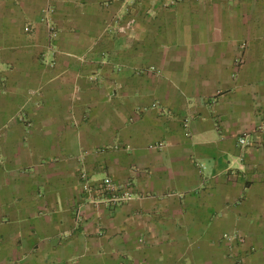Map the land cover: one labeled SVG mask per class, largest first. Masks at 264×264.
<instances>
[{
	"label": "crops",
	"instance_id": "0c3cea01",
	"mask_svg": "<svg viewBox=\"0 0 264 264\" xmlns=\"http://www.w3.org/2000/svg\"><path fill=\"white\" fill-rule=\"evenodd\" d=\"M0 264H264V0H0Z\"/></svg>",
	"mask_w": 264,
	"mask_h": 264
},
{
	"label": "built area",
	"instance_id": "2783aa9c",
	"mask_svg": "<svg viewBox=\"0 0 264 264\" xmlns=\"http://www.w3.org/2000/svg\"><path fill=\"white\" fill-rule=\"evenodd\" d=\"M251 142V136L248 134H243L238 138V144L241 148L248 147ZM159 147H162V145L159 144ZM79 177L86 201L95 205L104 204L108 207L118 206L131 200L133 197L129 192L133 184L132 180H129L125 184H117L108 176L101 180H96L90 175L89 170L83 162Z\"/></svg>",
	"mask_w": 264,
	"mask_h": 264
}]
</instances>
